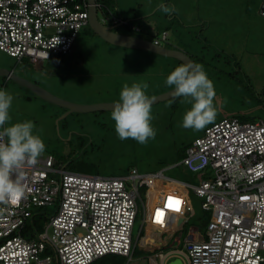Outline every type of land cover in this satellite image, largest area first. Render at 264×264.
Wrapping results in <instances>:
<instances>
[{
  "label": "built area",
  "instance_id": "2783aa9c",
  "mask_svg": "<svg viewBox=\"0 0 264 264\" xmlns=\"http://www.w3.org/2000/svg\"><path fill=\"white\" fill-rule=\"evenodd\" d=\"M90 6L89 0H0V49L36 63L67 54L90 23ZM259 12L264 17V0ZM113 18L114 24L126 23ZM167 38L165 30L154 41ZM180 164L195 172L197 183L167 176L163 169L133 168L119 176L81 173L66 169L51 153L40 156L26 168L23 197L0 202V264H89L109 254L131 259L139 201L142 226L183 241V249L161 258L172 253L188 264H262L264 121L231 116L215 122L187 145ZM187 187L203 199L210 220L205 233L191 228L176 239L192 211ZM169 196L179 205L169 207ZM48 207L37 231L35 218Z\"/></svg>",
  "mask_w": 264,
  "mask_h": 264
},
{
  "label": "rangeland",
  "instance_id": "374dc122",
  "mask_svg": "<svg viewBox=\"0 0 264 264\" xmlns=\"http://www.w3.org/2000/svg\"><path fill=\"white\" fill-rule=\"evenodd\" d=\"M100 1L104 5L98 8V18L113 31L154 41L156 35L167 30L168 38L161 45L184 51L195 64L203 66L214 84L215 103L219 105L216 118L200 130L181 127L190 104L182 102V97L173 100L171 95L152 103L151 123L156 135L140 144L132 138H118L110 116L113 109L71 112L61 118L66 108L9 76L0 75V87L13 93L12 122L31 119L46 145L42 155H57L68 170L119 176L133 168L141 173L163 169L167 176L197 183L195 172L184 164L177 165L188 144L225 117L264 121V17L259 12L263 0ZM161 3L173 9L171 14L162 12ZM113 17L139 24L143 31L125 23L114 25ZM181 63L185 62L174 56L112 44L90 23L80 30L69 53L55 54L51 59L36 63L0 49V67L77 104L117 102L123 83L140 80L149 83L147 92L151 97L158 96L171 90L164 80ZM187 192L192 211L187 223L175 234L176 239L191 228L198 234L207 228L201 223L209 213L203 209V199L190 187ZM42 209L47 212L50 208ZM139 209L133 228L135 253L126 264H149L148 253L141 247V236L149 228L142 226L140 201ZM164 239L168 246L162 248L163 253L184 248L183 241L174 240L169 233L164 234ZM169 264L182 262L172 257Z\"/></svg>",
  "mask_w": 264,
  "mask_h": 264
},
{
  "label": "clouds",
  "instance_id": "9594fccd",
  "mask_svg": "<svg viewBox=\"0 0 264 264\" xmlns=\"http://www.w3.org/2000/svg\"><path fill=\"white\" fill-rule=\"evenodd\" d=\"M159 7L165 14H171L173 10L165 3ZM164 84L171 88L173 100L182 97V102L190 104L182 117L181 127L200 130L216 118L219 105L215 103L214 84L201 64L193 66L185 62L175 66L167 74ZM148 89L149 83L144 80L123 83L110 114L119 139L132 138L145 144L155 138L156 130L151 123L152 98ZM12 101L13 93L0 87V202L9 203L23 197L26 168L34 165L46 150L31 119L12 122Z\"/></svg>",
  "mask_w": 264,
  "mask_h": 264
},
{
  "label": "water",
  "instance_id": "95a60500",
  "mask_svg": "<svg viewBox=\"0 0 264 264\" xmlns=\"http://www.w3.org/2000/svg\"><path fill=\"white\" fill-rule=\"evenodd\" d=\"M91 3L90 6V24L94 28V30L99 33L104 39L108 42L116 45L132 47V48H139V49H146L153 52H158L159 54L166 55V56H174L182 60L183 62L191 63L193 66L195 65L194 60L191 58L189 54L181 50L170 49L165 47L161 44H156L155 41H151L145 39L140 36L119 33L113 31L111 26L103 24L98 18V7L96 5V0H89ZM0 75H7L22 85H25L31 88L34 92H36L39 96L51 101L55 104H59L60 106L66 108L67 110L62 115L61 118L66 117L71 112H92L97 110H105V109H113L115 102H105V103H96V104H77L67 100H64L54 94L50 93L46 89L30 82L17 74L13 71L0 67ZM171 90L160 94L158 96L151 97L152 103L157 102L159 100L165 99L171 96ZM57 119V123H58Z\"/></svg>",
  "mask_w": 264,
  "mask_h": 264
},
{
  "label": "crops",
  "instance_id": "0c3cea01",
  "mask_svg": "<svg viewBox=\"0 0 264 264\" xmlns=\"http://www.w3.org/2000/svg\"><path fill=\"white\" fill-rule=\"evenodd\" d=\"M195 176H196V174H195ZM148 232H149L150 236H152V230L148 229L147 233L144 236H141L142 237L141 247L144 251H146V253H148L147 256H148L149 264H169V260L172 257L180 260L182 262V264H188V259L186 257H183V256L181 257L178 255H172V253H170L168 256L163 255V257L161 258V256H159V254L163 253V252H161L162 248H165L168 246V240L164 239V235H161V236H155V238L153 239V240H155L154 242L152 241V238H149L147 241H145L144 239H145V237H148ZM156 237L158 239H156ZM173 250H175V249L174 248L170 249L167 252H170ZM153 252L155 253V255L153 254ZM134 253H135V247L133 250L132 258H133ZM128 260H130V259L128 258Z\"/></svg>",
  "mask_w": 264,
  "mask_h": 264
},
{
  "label": "trees",
  "instance_id": "16d2710c",
  "mask_svg": "<svg viewBox=\"0 0 264 264\" xmlns=\"http://www.w3.org/2000/svg\"><path fill=\"white\" fill-rule=\"evenodd\" d=\"M97 2L100 3V7L99 8H102L103 5H104L102 3V1L97 0ZM105 15L107 17H110V12L106 11ZM125 21H126L125 24L131 26L132 29H135L138 32L139 31H143L141 25H139V24H131L132 22L130 20H127V19ZM137 27L139 29H137ZM240 118L243 119L244 117L241 116ZM65 120H66V118H65ZM243 120H249L250 121V120H253V119L250 118V119H243ZM185 150H186V147H185V149L182 150L181 154L179 155V160L185 155ZM55 157L57 159V162H61V159L59 157H57V155H55ZM63 164H64V166L66 165L65 163H63ZM69 164H70V162L67 163V165H69ZM43 212H45V210L44 211H40L39 215L35 218V225H36V230L37 231H39L43 227V224L45 223V217L43 218L40 215L41 213L43 214ZM209 220H210V213H207V217L205 219L201 220V223H203L204 226H207ZM127 259L128 258L126 256H123V255H120V254H109V255H105L103 257L101 256L100 258L90 262L89 264H126ZM262 264H264V262Z\"/></svg>",
  "mask_w": 264,
  "mask_h": 264
},
{
  "label": "snow or ice",
  "instance_id": "6c2138e0",
  "mask_svg": "<svg viewBox=\"0 0 264 264\" xmlns=\"http://www.w3.org/2000/svg\"><path fill=\"white\" fill-rule=\"evenodd\" d=\"M173 197L172 196H169L168 197V206L169 207H176L177 205H179V203H180V201L178 200V199H176L175 200V203H172V201H173ZM16 201H14V203H15ZM156 219H157V221H159V222H162L161 220H160V212H159V210H157V217H156Z\"/></svg>",
  "mask_w": 264,
  "mask_h": 264
},
{
  "label": "bare ground",
  "instance_id": "6f19581e",
  "mask_svg": "<svg viewBox=\"0 0 264 264\" xmlns=\"http://www.w3.org/2000/svg\"><path fill=\"white\" fill-rule=\"evenodd\" d=\"M152 230V236H150V234H149V232H148V237H145V241H147L149 238H152V241H153V239L155 238V236H157V233L153 230V227H149V230ZM152 243V242H151Z\"/></svg>",
  "mask_w": 264,
  "mask_h": 264
},
{
  "label": "flooded vegetation",
  "instance_id": "af4514ba",
  "mask_svg": "<svg viewBox=\"0 0 264 264\" xmlns=\"http://www.w3.org/2000/svg\"><path fill=\"white\" fill-rule=\"evenodd\" d=\"M114 25H116V24H114ZM94 112V111H93ZM95 112H97V111H95Z\"/></svg>",
  "mask_w": 264,
  "mask_h": 264
}]
</instances>
